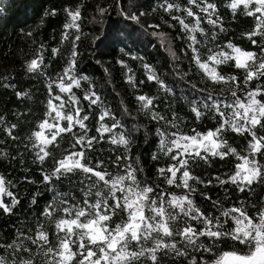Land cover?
<instances>
[{
	"label": "trees",
	"instance_id": "16d2710c",
	"mask_svg": "<svg viewBox=\"0 0 264 264\" xmlns=\"http://www.w3.org/2000/svg\"><path fill=\"white\" fill-rule=\"evenodd\" d=\"M0 7V264H264V5Z\"/></svg>",
	"mask_w": 264,
	"mask_h": 264
},
{
	"label": "rangeland",
	"instance_id": "374dc122",
	"mask_svg": "<svg viewBox=\"0 0 264 264\" xmlns=\"http://www.w3.org/2000/svg\"><path fill=\"white\" fill-rule=\"evenodd\" d=\"M249 0H237V2H243L246 3ZM255 2H257L259 5H264V0H254ZM2 2V1H1ZM0 2V4H1ZM1 9V7H0ZM249 56V55H248ZM245 56H242L240 53V50L237 49L235 51V59L236 62L239 66H243L246 62L245 60H243ZM247 60V59H246ZM44 130L46 129H50V125H44ZM40 137V141L43 144H46L48 142V140L46 138L43 137V134H39ZM201 144H205L209 147H213L215 148L217 146V143L212 139V137H209L206 141H203L201 143H198V145ZM1 193H2V184L0 181V203H1ZM71 227H74L75 224H70ZM99 224L93 223L91 225L88 226L87 230L90 233V237L94 240V241H104L105 237L104 234L102 233L100 227L98 226ZM226 264H258V260L255 258V260H248V259H244V258H240V257H229L226 261Z\"/></svg>",
	"mask_w": 264,
	"mask_h": 264
},
{
	"label": "water",
	"instance_id": "95a60500",
	"mask_svg": "<svg viewBox=\"0 0 264 264\" xmlns=\"http://www.w3.org/2000/svg\"><path fill=\"white\" fill-rule=\"evenodd\" d=\"M2 1V2H1ZM1 3H4V0H0Z\"/></svg>",
	"mask_w": 264,
	"mask_h": 264
},
{
	"label": "bare ground",
	"instance_id": "6f19581e",
	"mask_svg": "<svg viewBox=\"0 0 264 264\" xmlns=\"http://www.w3.org/2000/svg\"><path fill=\"white\" fill-rule=\"evenodd\" d=\"M3 3H1L0 5H2Z\"/></svg>",
	"mask_w": 264,
	"mask_h": 264
}]
</instances>
